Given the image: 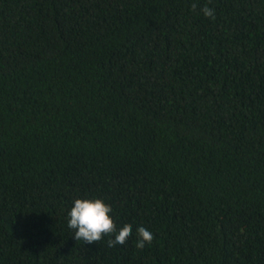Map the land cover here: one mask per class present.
I'll return each mask as SVG.
<instances>
[{
    "label": "trees",
    "instance_id": "obj_1",
    "mask_svg": "<svg viewBox=\"0 0 264 264\" xmlns=\"http://www.w3.org/2000/svg\"><path fill=\"white\" fill-rule=\"evenodd\" d=\"M0 264H264V0H0Z\"/></svg>",
    "mask_w": 264,
    "mask_h": 264
},
{
    "label": "clouds",
    "instance_id": "obj_2",
    "mask_svg": "<svg viewBox=\"0 0 264 264\" xmlns=\"http://www.w3.org/2000/svg\"><path fill=\"white\" fill-rule=\"evenodd\" d=\"M197 6V3H193L192 9L195 11ZM201 11L206 17L215 19L214 9L204 6ZM112 212V205L102 198H77L68 212V227L74 230L73 237L77 241L93 244L99 243L105 236L114 235V239L108 240V247H115L117 244L123 246L132 236V226L125 224L118 229ZM136 234L137 249L145 248L154 239V234L144 226H139Z\"/></svg>",
    "mask_w": 264,
    "mask_h": 264
}]
</instances>
